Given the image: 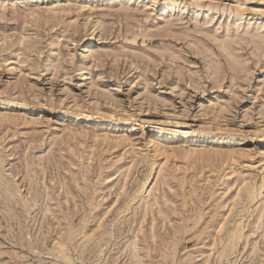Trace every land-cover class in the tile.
<instances>
[{
  "label": "rangeland",
  "instance_id": "374dc122",
  "mask_svg": "<svg viewBox=\"0 0 264 264\" xmlns=\"http://www.w3.org/2000/svg\"><path fill=\"white\" fill-rule=\"evenodd\" d=\"M0 264H264V0H0Z\"/></svg>",
  "mask_w": 264,
  "mask_h": 264
}]
</instances>
